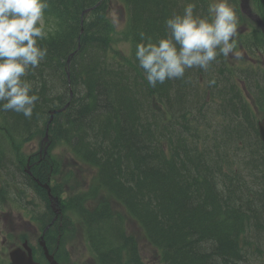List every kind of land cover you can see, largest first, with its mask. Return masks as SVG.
Instances as JSON below:
<instances>
[{
  "label": "trees",
  "instance_id": "16d2710c",
  "mask_svg": "<svg viewBox=\"0 0 264 264\" xmlns=\"http://www.w3.org/2000/svg\"><path fill=\"white\" fill-rule=\"evenodd\" d=\"M96 1L48 0L44 17L47 39L40 42L47 48V56L26 77L39 94L36 105L40 107L35 106L31 118L13 111H0V169L13 175L11 169L15 165L19 197L28 185L43 191L23 171L26 155L22 144L43 133L51 109L68 102L66 109L53 115L51 135L63 137L62 141L77 156L81 153L80 157L97 165L100 181L118 193L126 207L139 217L144 235L158 249L162 263L211 264L212 260L214 264H249L245 252L237 246L236 236L241 226L244 229L251 225L257 232H264V170H259L256 164L257 158H264V151L250 106L229 73L222 72L225 62L216 60L208 71L188 69L184 78L166 80L152 87L135 60V46L149 42V38L154 42L164 37L167 34L165 20L182 13L185 0H125L132 15L129 23L132 50L130 57L124 60L109 52L111 24L104 18L107 5L99 3L85 16L81 15L83 8ZM253 2L264 19V0ZM196 12L205 16V0H197ZM141 33L145 35L143 41ZM254 46L260 48L264 41H254ZM104 73L103 84H113L112 79L119 83L111 85L115 87L111 90L106 89L109 91L107 102H104L105 95L100 94L102 91L98 90L97 94L94 93L97 89L82 90L74 82V77L85 82L96 74L98 76L91 78L98 80ZM213 78L216 83L210 86L208 81ZM135 83L138 84L136 89L133 88ZM41 90H45L43 94ZM213 95L219 98L223 115L236 122L229 131L236 129L237 135L241 131L239 137L246 149L245 157L238 158L233 171L245 167L249 175L244 177V173L238 171L227 182L221 171H216V164L207 174L196 172L190 184L207 185L214 195L213 199L205 192L198 198L191 195L189 185L185 187L179 182L173 168L176 164H188L185 161L208 157L205 150L196 151L192 131L196 123L204 121L201 108ZM256 104L264 106V99H256ZM131 109L135 117L130 114ZM146 112L152 115L145 118ZM136 118L142 121L140 126L141 121L136 122ZM187 135L192 136L187 138ZM50 161L57 171L53 157ZM47 163L31 167L40 180L47 176ZM156 165L166 168L157 169ZM254 184L258 188L255 189ZM198 201L208 208L203 209ZM73 206H77L76 214L87 227L86 235L92 240L89 241L94 245L99 264H145L138 257L134 238L118 228L120 215L114 217L107 210L106 214L97 211L89 216L74 198H69L63 207ZM63 226L73 228V222L66 217ZM63 241L64 233L61 245Z\"/></svg>",
  "mask_w": 264,
  "mask_h": 264
},
{
  "label": "clouds",
  "instance_id": "9594fccd",
  "mask_svg": "<svg viewBox=\"0 0 264 264\" xmlns=\"http://www.w3.org/2000/svg\"><path fill=\"white\" fill-rule=\"evenodd\" d=\"M47 8L48 0H0V111L33 115L39 96L26 77L47 56L40 43L47 39ZM196 8L197 0H185L183 12L165 20L164 37L136 44L135 60L148 85L182 79L192 68L208 71L218 56L239 55L234 52L238 18L229 0H212L207 16Z\"/></svg>",
  "mask_w": 264,
  "mask_h": 264
},
{
  "label": "rangeland",
  "instance_id": "374dc122",
  "mask_svg": "<svg viewBox=\"0 0 264 264\" xmlns=\"http://www.w3.org/2000/svg\"><path fill=\"white\" fill-rule=\"evenodd\" d=\"M208 1L209 4L212 2V0H208ZM108 2H110L109 3L110 5H109V12L107 14V17L111 22L109 52L111 56L114 55L116 56V58L120 60H124L125 58L130 57L131 47H132L131 38H130L129 20L120 1L109 0ZM181 12H183V10H181ZM244 26H245L244 24H241L240 26L241 29H243V31H244ZM252 85L259 92H261L264 89V82L261 79L257 81H253ZM106 91L105 92L102 91L101 93V95L102 94L105 95L104 102H107V99H109L108 98L109 91H107V93ZM221 124L222 122L220 120H216L215 124H209V125L214 128H220ZM246 132H249V130L246 129ZM215 137L217 139L219 136L215 135ZM53 140H55V138H52V142ZM211 141H212V136H208V138L205 139V142L209 143L210 145L196 142V151L205 150L206 154H212L215 149L212 147ZM38 143L39 140L31 141L27 146L28 150H36L38 148ZM62 147L63 144H60L59 142H55L54 144L49 145V148L52 153H59V154L62 153L66 157L73 156L71 150ZM223 157H225L224 154L219 155L220 159ZM185 162H187L188 164L187 165L176 164L173 168L174 171H176L175 175L177 174L179 176V180H180L179 182L181 183L184 181L183 186L185 187L189 185L192 196L200 198V196H202L203 193L208 192V197L214 199V195L211 191H209V189H207L208 188L207 185L195 186L193 184H190V181L195 178L194 176L196 172H203V173L206 172L207 174V170L208 171L213 170L214 169L213 161L208 160V157L201 156L193 161H185ZM156 167L157 169L166 168L165 166H161V165H159V167L158 165H156ZM188 169L190 170V172ZM221 172H225V169H222ZM91 173L92 171L90 170L86 174L82 173L81 174L82 179L85 180L89 179ZM5 199L6 197L4 196L2 192V187L0 185V256L2 257V260H4L7 263L6 248H8V245L12 242L17 241V238L21 233H27V235L29 236V243L31 245H36L37 236L40 230L37 228L35 223L32 224L28 222L26 224L25 222H22L21 219H19V215L22 214L24 218L28 220L27 218L29 217L30 212L27 211V208L23 209L19 202L6 203ZM29 199H33L34 203L35 202L39 203V205H37L36 207H32L31 204H28L29 208L35 211L43 208L44 203L40 199L36 197L28 198V200ZM198 202L203 207V209L208 208L205 207V205H203L201 201ZM24 205L26 206V204ZM9 213L11 214L10 215L11 218L9 217ZM129 227L130 229L128 231H132L135 234H137L138 248L141 253L142 260L149 264H162L158 256V252L142 238V235L139 234L140 231L137 229V226L129 225ZM248 240H253V238L249 237ZM66 249L69 251V254L73 261L75 262L77 261L78 264H91V260L87 259L89 251L86 247L85 242L81 240L78 233L75 236L74 240L71 241V243H67ZM249 257L254 261L252 262V264H264V253L261 255V257H255L252 254H249ZM210 259L213 258L211 257ZM211 264H214L212 260H211ZM215 264H221V263L215 262Z\"/></svg>",
  "mask_w": 264,
  "mask_h": 264
},
{
  "label": "bare ground",
  "instance_id": "6f19581e",
  "mask_svg": "<svg viewBox=\"0 0 264 264\" xmlns=\"http://www.w3.org/2000/svg\"><path fill=\"white\" fill-rule=\"evenodd\" d=\"M141 3V2H140ZM67 46V45H66ZM90 49V48H89ZM62 56V55H61ZM110 58V57H109ZM47 60H49V59H47ZM46 60V61H47ZM81 60V59H80ZM111 60V59H110ZM66 61V60H65ZM48 63H50V62H48ZM45 64V63H44ZM52 64V63H51ZM50 64V65H51ZM55 64V63H54ZM114 64V63H113ZM72 65V64H71ZM83 65V64H82ZM46 66V65H45ZM130 66V65H129ZM51 67V66H50ZM53 67V66H52ZM51 67V68H52ZM45 69V68H44ZM98 69V68H97ZM46 70V69H45ZM48 70V69H47ZM46 70V71H47ZM99 70V69H98ZM41 71H42V69H41ZM92 71V74L94 73L93 72V70H91ZM101 72H103L102 70H101ZM105 72V71H104ZM47 73V72H46ZM45 73V74H46ZM52 73V72H51ZM96 73H97V71H96ZM41 74V73H40ZM39 74V75H40ZM47 74H49V73H47ZM46 74V75H47ZM89 74V73H88ZM91 74V75H92ZM99 74V73H98ZM105 74V73H104ZM103 74V75H104ZM42 75V74H41ZM55 75V74H54ZM97 75V74H96ZM96 75H94V76H96ZM108 75V74H107ZM89 76V75H88ZM94 76H91V77H94ZM98 76V75H97ZM101 76H102V74H101ZM106 76V74L104 75V76H102L101 77V79H100V77H99V79L98 80H95L94 78L92 79L90 76H89V79H87L85 82H83V81H81V79H79V77L78 78H76V77H74V82H75V84L80 88V89H97L96 90V92H94V93H97L98 94V90H99V92L100 91H103V92H105L106 91V89L107 90H111V89H113V88H115V87H113V86H111V85H113V84H119V83H116V81H115V79H112L113 80V84H103L102 82H103V80L104 79H102L103 77H105ZM113 76H115L114 74H113ZM50 77V76H49ZM53 77V76H52ZM40 78V77H39ZM51 78V77H50ZM96 78V77H95ZM113 78V77H112ZM39 80V79H38ZM50 80V79H49ZM40 81H42V78H41V80ZM44 81H45V78H44ZM83 82V83H82ZM118 82V81H117ZM39 83H42V82H39ZM38 82H37V84H39ZM109 83H110V81H109ZM131 84V83H130ZM127 85V84H126ZM39 86V85H38ZM44 86V85H43ZM128 86H130V85H128ZM134 87L133 88H137L138 87V84H134L133 85ZM37 87V86H36ZM40 87V86H39ZM46 87H47V85H46ZM131 87H132V85H131ZM45 88V87H44ZM78 88V89H79ZM125 88V90H126V87L125 86H123V89ZM79 89V90H80ZM43 91H45V90H41V92L40 93H42ZM59 91H61V90H59ZM102 93V92H101ZM100 93V94H101ZM106 93H107V91H106ZM43 94V93H42ZM49 94V93H48ZM60 94V93H59ZM96 94V95H97ZM39 95V94H38ZM98 96V95H97ZM99 97V96H98ZM96 98V97H95ZM54 99H56V97L54 98ZM45 100V99H44ZM42 101V100H41ZM46 101V100H45ZM48 101V100H47ZM41 103V102H40ZM43 103H44V101H43ZM196 103V102H195ZM37 104V103H36ZM78 104H80V102L78 103ZM44 105V104H43ZM35 106H39V105H35ZM47 106V105H46ZM40 107V106H39ZM44 107V106H43ZM96 108H97V106H95ZM42 108V107H41ZM190 108V107H189ZM37 110H38V107L36 108ZM35 109V110H36ZM66 109V108H65ZM119 109V108H118ZM42 109H40V111H41ZM93 110V109H92ZM98 110H99V108H98ZM34 113V112H33ZM42 113H43V111H42ZM152 113V112H151ZM130 114H132V116H136V113H135V111H133L132 109H131V113ZM38 115H39V113H38ZM148 115H152V114H150V112L148 113V112H146V115H145V118H147L148 117ZM33 116H34V114H33ZM103 117V116H102ZM152 116H150V118H151ZM20 119V118H19ZM33 119V118H32ZM54 119V118H53ZM117 119V118H116ZM154 119H156V118H154ZM26 121H28L27 119H26ZM128 121V120H127ZM136 122L137 121H141L139 118H136V120H135ZM149 121V120H148ZM154 121V120H153ZM105 122V121H104ZM144 122V121H143ZM27 123V122H26ZM142 123V121L139 123V126H140V124ZM147 123V122H146ZM137 124V123H136ZM149 124V123H148ZM147 124V125H148ZM162 124V123H161ZM144 125V124H143ZM174 125V124H173ZM120 126V125H119ZM137 126V125H136ZM142 126V125H141ZM146 126V125H145ZM144 126V127H145ZM150 126V125H149ZM160 126V125H159ZM158 126V127H159ZM99 127V126H98ZM123 127V126H122ZM138 127V126H137ZM151 127V126H150ZM242 127V126H241ZM120 128V127H119ZM118 128V129H119ZM152 128V127H151ZM85 129V128H84ZM137 129V128H136ZM174 129V128H173ZM150 130V129H149ZM172 131V130H171ZM140 132V131H139ZM149 132V131H148ZM165 132H167V131H165ZM175 132V131H174ZM92 133V132H91ZM102 133V132H101ZM105 133V132H104ZM103 133V134H104ZM145 133V132H144ZM177 133V132H176ZM80 134V133H79ZM84 134V133H83ZM89 134V133H88ZM87 134V135H88ZM175 134V133H174ZM90 135V134H89ZM92 135V134H91ZM147 135V134H146ZM170 135H171V133H170ZM61 136V135H60ZM82 136H84V135H82ZM100 136H102V135H100ZM140 136V135H139ZM86 137V136H85ZM85 137H82V138H85ZM103 137H104V135H103ZM106 137V136H105ZM63 138V137H62ZM61 138V140H63L64 141V139H62ZM80 138H81V136H80ZM92 138H94L93 136H92ZM113 138V137H112ZM111 138V139H112ZM240 138V137H239ZM100 139H102V138H100ZM95 140V139H94ZM100 141V140H99ZM96 142H98V141H96ZM174 142V141H173ZM89 143V142H88ZM92 143L93 142H91V145H92ZM106 143V142H105ZM104 143V144H105ZM175 144H176V142H175ZM89 145V144H88ZM181 145V144H180ZM177 146V145H176ZM172 147V146H171ZM8 148V147H7ZM5 152H6V150H5ZM80 152V151H79ZM81 154V153H80ZM80 154H78V155H80ZM192 157V156H191ZM3 159V158H2ZM180 164V163H179ZM183 164V163H182ZM185 165V164H184ZM187 165V164H186ZM10 169V168H9ZM12 170V169H11ZM11 170H10V172H11ZM186 170V169H185ZM189 170V169H188ZM197 171V170H196ZM189 172H190V170H189ZM195 172V171H194ZM8 173H9V171H8ZM108 173V172H107ZM113 173V172H112ZM186 173V172H185ZM111 174V173H110ZM110 174H107V175H110ZM203 174V173H202ZM105 175V174H104ZM113 175V174H112ZM11 176V175H10ZM13 176H14V174H13ZM113 177V176H112ZM40 178V177H39ZM184 182V181H183ZM186 182V181H185ZM184 184V183H183ZM190 190V189H189ZM190 197V196H189ZM195 197V196H194ZM187 198V197H186ZM28 207H29V205H28ZM25 208H27L26 206H25ZM37 209V208H36ZM90 238V237H89ZM93 239V238H92ZM89 240H91V239H89ZM92 241V240H91ZM94 241V240H93ZM174 244V243H173Z\"/></svg>",
  "mask_w": 264,
  "mask_h": 264
},
{
  "label": "water",
  "instance_id": "95a60500",
  "mask_svg": "<svg viewBox=\"0 0 264 264\" xmlns=\"http://www.w3.org/2000/svg\"><path fill=\"white\" fill-rule=\"evenodd\" d=\"M247 1L248 0H241V6L242 8L246 9L249 11L248 6H247ZM258 131H259V136L263 141L264 144V116L261 121L258 122ZM47 136L45 135L44 139H46ZM24 247H26V244H23ZM19 248H16L10 252V257L12 259V264H37L33 262L31 259L30 255L25 256ZM50 264H57L50 255H47Z\"/></svg>",
  "mask_w": 264,
  "mask_h": 264
}]
</instances>
